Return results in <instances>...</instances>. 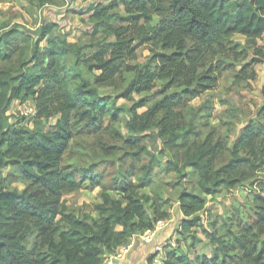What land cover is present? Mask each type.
Segmentation results:
<instances>
[{
    "label": "trees",
    "instance_id": "trees-1",
    "mask_svg": "<svg viewBox=\"0 0 264 264\" xmlns=\"http://www.w3.org/2000/svg\"><path fill=\"white\" fill-rule=\"evenodd\" d=\"M88 12L96 27L84 45L69 43L54 23L43 26L37 40L18 27L0 30V264H102L133 236L169 220V200L157 191L141 193L152 186L159 165L147 149L143 151L150 163L142 177L119 186L118 199L104 192L103 202L89 213H77L63 200L95 179L86 170L78 177L64 165L65 156L82 123L98 128L90 119L96 115L98 87L115 85L124 69L134 73L120 94L124 98L151 92L158 82L164 83L162 94L183 90L165 96L126 125L140 134L154 123L171 148L185 151L182 161L167 163V172H174L181 183L186 169L197 174L198 193L184 189L179 196L181 214L193 218L183 222L185 233L197 225L207 196L247 182L257 188L254 217L238 225L235 237L223 241L204 230L215 250L212 257L192 259L169 251L164 264H227L228 258L233 259L228 264H264V119L245 126L232 148L231 123L210 129L203 141L191 142L188 136L201 138L202 133L194 131L190 116L185 133H178L179 122L186 120L182 111L187 101L216 89L227 64L222 55L236 62L246 54L247 47L232 41L235 35L246 37L254 51V59L235 79H256L254 66L264 62V46L257 44L264 36V0H114L106 6L91 5ZM99 33L115 41L98 40ZM44 41L48 47L42 50ZM139 46L152 48L153 55L146 64L131 68L128 64L137 60ZM89 49L97 51L88 57ZM15 101L35 103L32 127L23 123L26 118L11 123L7 113ZM54 117L56 124L46 130L44 121ZM20 182L24 189L15 187ZM231 251L236 254L229 256Z\"/></svg>",
    "mask_w": 264,
    "mask_h": 264
},
{
    "label": "rangeland",
    "instance_id": "rangeland-1",
    "mask_svg": "<svg viewBox=\"0 0 264 264\" xmlns=\"http://www.w3.org/2000/svg\"><path fill=\"white\" fill-rule=\"evenodd\" d=\"M113 1L0 0V30L18 27L20 33L37 40L40 29L47 24L54 23L60 27L61 33L69 43L84 45L90 40L89 33L96 27L90 21L88 12L90 6L94 4L106 6ZM158 21L159 17H155L153 24L156 25ZM96 37L98 40H106V42L115 41L114 36L106 37L104 33H99ZM232 41L247 47L246 54L236 62L233 56L222 55L221 58L227 64L221 71L216 89L187 101V108L182 111L186 120H179L181 129L178 133L181 136L185 133L187 129L184 123L190 121V116L194 131L202 133L201 138H197L195 133L188 136L191 142L203 141L211 131L210 129L219 130L223 124L231 123L233 132L228 140V148H232L245 126L251 122H258L261 118L264 119V114H262L264 109L262 93L264 62L254 66L255 80H244L237 83L235 75L242 70L244 65L254 59V51L249 45L248 39L242 35H235ZM257 44L264 46V36L257 40ZM47 47L48 42L44 41L41 44L42 50ZM96 51V49H89L86 51V55L92 56ZM239 51L243 50L239 49ZM152 55V48L139 46L137 60L130 62L128 66L131 68L142 66L150 60ZM94 75H100V72L94 71ZM133 76V72L124 69L115 85L98 87L100 97L93 102L95 106L97 105L95 111L98 118L95 113L90 116L98 128L90 126L87 121L82 123L64 160V165L76 170L78 177L86 170V175H94L95 179L89 184L85 183V187L66 194L63 200L70 209H74L77 213H89L92 211L93 205L103 202L101 195L104 192H108L113 198L118 199L120 197L117 191L119 186L137 183L142 177L143 168L150 163L149 155L143 151V149H147L151 155L156 156L159 165L155 168L152 186L142 190L141 193L152 195L153 191H157L162 194L164 200L170 201L167 206L170 218L160 223L164 233H168L167 238L163 240L161 250L156 252L153 258L159 257L165 260L169 251H175L179 255L188 254L192 259L202 256L212 257L215 250L204 230L213 234L217 233V236L223 241L235 237L238 225H246L254 217V197L257 194V188L251 182H247L241 188L231 191L222 189L221 193L216 196H207L205 210L197 215V225L185 233L182 227L183 222L191 221L193 218H186L181 214L179 196L184 189L195 194L198 193L197 174L193 169H186L187 176L181 183L174 172H167V163L170 160L182 161L185 151L180 147L171 148L160 136V131L154 123L151 128L140 134L131 133L126 125L129 119L136 115H143L165 96H172L183 90L174 88L167 94H162L164 83L158 82L157 87L151 92L133 94L130 99L124 98L120 94L132 81ZM101 99H104L106 103L105 113H103ZM26 103L35 104L33 101L23 104ZM141 104L143 106H140ZM185 107L186 102L183 108ZM7 114L11 118V123L26 118L23 123L30 127L34 125L37 118V112L34 116L23 115L18 101L13 102ZM57 119L54 117L49 121H44L46 130L51 129ZM224 130L222 129V131ZM131 137L136 140L131 142ZM8 171L9 169L4 170V174L6 175ZM15 187L24 189L25 185L20 182ZM262 240L264 241V237ZM235 254V251L229 252V256ZM220 257L222 259L224 255L221 254ZM153 258L140 263L151 264ZM231 261L233 259L228 258L227 264Z\"/></svg>",
    "mask_w": 264,
    "mask_h": 264
},
{
    "label": "crops",
    "instance_id": "crops-1",
    "mask_svg": "<svg viewBox=\"0 0 264 264\" xmlns=\"http://www.w3.org/2000/svg\"><path fill=\"white\" fill-rule=\"evenodd\" d=\"M148 232L137 234L128 241L127 245H130V250L123 264H141L140 262L152 259L155 253L161 250V243L167 238L168 233L162 230L151 243H147L145 235Z\"/></svg>",
    "mask_w": 264,
    "mask_h": 264
},
{
    "label": "built area",
    "instance_id": "built-area-1",
    "mask_svg": "<svg viewBox=\"0 0 264 264\" xmlns=\"http://www.w3.org/2000/svg\"><path fill=\"white\" fill-rule=\"evenodd\" d=\"M19 102L20 101H18V106L20 107V110L23 115L29 117V116H34L36 114V107L34 104H28V103L23 104ZM160 223H158V225L153 231H149L145 235V242L151 243L156 237V234L160 230H162L163 226ZM129 250H130V245L126 244L122 246L114 254L107 256L102 264H123V261L128 255ZM151 264H164V258L155 257L153 258V261L151 262Z\"/></svg>",
    "mask_w": 264,
    "mask_h": 264
}]
</instances>
